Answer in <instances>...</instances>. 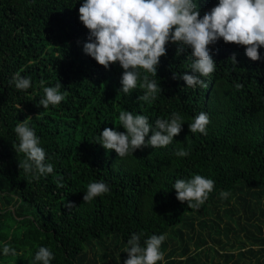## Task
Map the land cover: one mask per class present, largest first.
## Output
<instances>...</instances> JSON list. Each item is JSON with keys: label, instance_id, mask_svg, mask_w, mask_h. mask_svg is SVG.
<instances>
[{"label": "trees", "instance_id": "trees-1", "mask_svg": "<svg viewBox=\"0 0 264 264\" xmlns=\"http://www.w3.org/2000/svg\"><path fill=\"white\" fill-rule=\"evenodd\" d=\"M217 2L197 0L201 16ZM79 7L78 0H0V242L19 253L0 256V264H31L37 246L52 249V264H123L133 232L165 234L166 264H264V59L251 61L245 46L221 39L210 45L217 68L202 77L207 87L192 89L173 79L189 71L190 49L177 55L176 45H166L155 77L162 91L145 104L137 100L139 85L118 93V63L105 69L83 53L88 30ZM258 51L264 57V48ZM17 71L32 78L26 92L9 84ZM41 79L61 83L59 105H37ZM122 110L150 123L176 111L186 122L172 144L119 158L96 142L99 131L119 127ZM202 111L210 118L207 134H192L187 122ZM28 117L54 165L39 180L19 168L23 154L13 148V128ZM180 147L190 155L175 157ZM193 173L215 181L199 210L172 189ZM96 180L107 182L109 193L84 203Z\"/></svg>", "mask_w": 264, "mask_h": 264}, {"label": "clouds", "instance_id": "clouds-1", "mask_svg": "<svg viewBox=\"0 0 264 264\" xmlns=\"http://www.w3.org/2000/svg\"><path fill=\"white\" fill-rule=\"evenodd\" d=\"M78 19L88 30L86 40L82 42L84 54L93 58L99 65L109 69L118 63L123 69L119 78L118 93L130 94L139 88L143 90L137 100L151 104L162 91L157 83V68L160 58L166 55V45H176L177 55L190 49L188 70L173 79H182L188 88L207 87L202 77H210L216 71L217 63L211 55L210 45L221 39L225 43H234L244 47L246 57L251 61L264 59L258 51L264 48V0H218L209 11L201 16L197 0H78ZM229 59L237 65L236 53ZM9 84L20 92L33 87L30 76L14 73ZM40 96L37 105L43 109L57 106L66 97L61 91V83L46 86L40 80ZM239 91L243 84L234 83ZM29 118L18 122L13 131L16 142L14 151L23 154L19 168L34 180L46 177L54 172L51 157L42 146L41 138L30 126ZM119 127L104 128L99 131V143L106 150H115L119 158L132 156L137 149L152 147L163 148L173 143L186 122L185 117L173 111L167 118H157L154 123L143 114H134L131 110H122L118 114ZM188 128L192 134H207L210 123L208 113L200 112L193 116ZM151 131V135H149ZM147 138V139H146ZM173 155L184 158L190 152L183 147L176 148ZM215 181L204 175L193 173L188 178L176 179L172 184L176 199L187 207L199 210L208 200ZM110 186L104 180L89 182L83 192L84 203L109 193ZM230 193L220 191L219 197L228 199ZM67 208H72L69 203ZM165 234H151L145 237L143 232H133L127 239L124 253L127 258L123 264H166L162 245ZM38 250L31 264H52L54 252L49 246H37ZM17 249L8 243L0 242V256L16 257ZM183 260L185 257H179ZM120 264V260H119Z\"/></svg>", "mask_w": 264, "mask_h": 264}]
</instances>
